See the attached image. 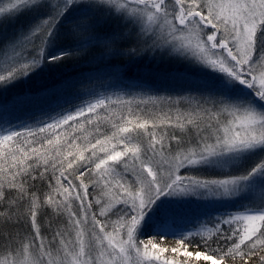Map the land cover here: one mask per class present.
I'll return each instance as SVG.
<instances>
[{
    "label": "snow or ice",
    "instance_id": "snow-or-ice-1",
    "mask_svg": "<svg viewBox=\"0 0 264 264\" xmlns=\"http://www.w3.org/2000/svg\"><path fill=\"white\" fill-rule=\"evenodd\" d=\"M0 264H264V0H0Z\"/></svg>",
    "mask_w": 264,
    "mask_h": 264
},
{
    "label": "trees",
    "instance_id": "trees-1",
    "mask_svg": "<svg viewBox=\"0 0 264 264\" xmlns=\"http://www.w3.org/2000/svg\"><path fill=\"white\" fill-rule=\"evenodd\" d=\"M121 62H124V61H121ZM139 68L140 66L139 65H133L132 68L129 70V75H135L138 73L139 71ZM96 75V74H94ZM98 75L100 76H103V73H99ZM133 83L132 81H128V80H125V81H121L119 83L117 82H113V84L111 85V89L109 91H112V90H118L119 87L121 86V84H131ZM162 85L157 83L156 87H161Z\"/></svg>",
    "mask_w": 264,
    "mask_h": 264
},
{
    "label": "rangeland",
    "instance_id": "rangeland-1",
    "mask_svg": "<svg viewBox=\"0 0 264 264\" xmlns=\"http://www.w3.org/2000/svg\"><path fill=\"white\" fill-rule=\"evenodd\" d=\"M174 227L178 230L179 228L183 227V224L181 222H177Z\"/></svg>",
    "mask_w": 264,
    "mask_h": 264
}]
</instances>
